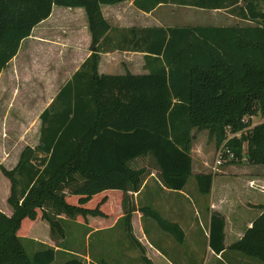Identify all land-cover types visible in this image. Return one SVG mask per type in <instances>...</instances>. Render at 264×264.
<instances>
[{
    "label": "trees",
    "instance_id": "trees-1",
    "mask_svg": "<svg viewBox=\"0 0 264 264\" xmlns=\"http://www.w3.org/2000/svg\"><path fill=\"white\" fill-rule=\"evenodd\" d=\"M121 1L0 0V72L53 5L84 8L91 32L90 56L40 115L39 144L26 146L13 169L0 163V202L5 200L0 203V264L54 261L52 246L44 245L32 255L26 252L22 238L34 221L47 224L48 236L42 239L60 246L66 220L101 229L109 227L117 213L146 264H169L165 257L147 255L150 246L137 215L150 218L178 243L184 231L153 207L138 206L134 194L152 173L163 186L183 189L192 172L193 128L208 129L218 147L227 126L235 132L247 125L245 116L264 118V0H178L207 9L227 8L248 23L149 29L158 45L147 48L162 55L161 66L146 76L98 74V43L111 28L101 5ZM132 49L141 48L135 41ZM85 82L87 95L81 93ZM91 100L97 109L94 126L77 129L75 122L84 118L80 105ZM105 138L108 144L100 146ZM227 144L238 159L246 155L252 162H264V121ZM146 155L152 157L148 167L136 160ZM212 179V173L195 175L199 193H210ZM110 192L117 194L115 213L104 209ZM224 227L223 215L212 212L209 248L216 254L226 248ZM231 248L264 261V214Z\"/></svg>",
    "mask_w": 264,
    "mask_h": 264
},
{
    "label": "crops",
    "instance_id": "crops-1",
    "mask_svg": "<svg viewBox=\"0 0 264 264\" xmlns=\"http://www.w3.org/2000/svg\"><path fill=\"white\" fill-rule=\"evenodd\" d=\"M101 11L111 26L98 43L97 72L105 75H125L128 72L131 75L146 76L155 67L163 64L162 55L147 48H155L158 45L157 35L148 31L149 29L248 23L247 20L238 17L236 13L227 8L207 9L180 3L178 0H139V4L134 0H124L115 4H103ZM196 11L205 17L203 19L196 17L194 15ZM230 19L235 22H219ZM135 41L141 49H132ZM90 54L91 32L86 11L82 7L53 5L50 15L37 23L30 35L21 40L16 54L0 72V101L5 94L4 91L7 96L10 95V101L22 88L29 89L32 86L34 90L40 91L35 117L37 134L33 142L25 144L18 150L11 166L6 165L10 158L6 157L5 162L0 159V163L6 169H13L17 165L20 153L26 146L34 149L39 144L41 113L52 104L61 88L80 70ZM22 66H25L26 72L21 75ZM4 81H8L7 85L11 92ZM19 81L20 85L16 88L15 82ZM2 87L5 89L2 90ZM81 88V93L87 95L90 90L88 82L81 84ZM105 89L107 90V87ZM130 93L131 91H126V95ZM62 104L59 105L62 106ZM12 105L11 102L8 104L7 111L13 109ZM80 108L84 118L75 122L74 127L83 129L94 126L92 119L97 109L93 100L89 104L88 101L83 102ZM194 129H192L191 145L192 172L190 177H193L192 182L189 177L183 189H169L163 186L152 173L146 177L140 190L134 194L136 204L138 206L149 205L153 208L158 204L163 206V211L160 209L161 212L169 216V221L177 222L184 231V240L181 245H187V256L193 257L195 251L203 247L208 257H214L223 263H264L255 256L231 248V245L240 240L253 226L255 220L264 214V162L255 163L243 155L236 161L222 165L216 174L212 173L210 193L201 194L197 188L195 175L211 172L204 171L196 164L202 158L196 154ZM108 141L109 138H105L100 146L107 145ZM42 155L43 153L40 152L39 156ZM136 160L141 166L152 164V157L147 155L137 157ZM192 194H196L197 198L194 199L196 208H194V213L189 215L190 218L187 217L188 211L181 207L183 203L180 199H191V196L194 198L195 195ZM10 212L8 210L7 213L10 214ZM158 212L163 216L160 211ZM212 212L220 213L225 219L224 244L226 248L220 254L214 253L209 248V225ZM68 221L72 222V220H66L65 223ZM120 221L121 217L115 223ZM74 223L81 224L78 221ZM137 224L142 237L150 246L147 251L148 256L150 253L156 259H159V256L165 257L169 264H182L178 259L177 242L172 236L161 231L154 221L141 217L140 213L137 215ZM42 225L45 227L43 222ZM27 238L33 242H40V246L30 243L33 248H42L45 245L52 246L56 251L60 249V246L48 243L42 237Z\"/></svg>",
    "mask_w": 264,
    "mask_h": 264
},
{
    "label": "rangeland",
    "instance_id": "rangeland-1",
    "mask_svg": "<svg viewBox=\"0 0 264 264\" xmlns=\"http://www.w3.org/2000/svg\"><path fill=\"white\" fill-rule=\"evenodd\" d=\"M194 15L202 19L205 17L204 15L198 13V11H196ZM215 21L217 22V20ZM219 22H235V20L230 19ZM24 72H26V69L25 66H22L21 75ZM7 83L8 81H4V84L11 92V89L9 88ZM19 85L20 81L15 82L16 88H18ZM4 89L5 88L2 87V90ZM4 92L5 94L2 96L0 101V159H3L5 162L6 157L10 158V161L6 163V165L11 166L14 162V155L16 156L18 150L25 144L33 142L36 137L37 125L35 123V117L37 102L39 98L38 93L40 91H37V89L34 90L32 86L29 89L22 88V90H20L17 95L15 94V96L12 98V101H10V95L7 96L6 91ZM10 102L13 103V109L7 111V106ZM254 118L258 122L264 121V118L260 116V114L254 115ZM194 130L197 146L196 154L202 158V160L197 162L196 164L200 166L204 171H209L212 173L211 166L215 157L216 148L215 136L211 135L210 131L206 128H195ZM192 178L193 177L189 178L190 182H192ZM0 192L3 194L4 190H1ZM109 194L110 200L107 202L104 209L107 211L110 210L112 213H115L118 210L117 194L112 192H110ZM192 195H195L194 198H192L191 196V199H180V202L183 203L181 207H184L185 211H188L187 217L189 215L191 216L195 211L194 208H196V204L194 201L197 197L196 194ZM3 202H5L4 199ZM3 202H0L1 205H3ZM185 203H187L188 205H186ZM154 208L161 212L163 206L161 204H158L157 206H154ZM163 217L168 220L170 219L166 213L163 214ZM118 218L119 213L116 214V217L111 222V225L109 226L111 228L106 227L102 229L90 227L88 225L89 223H74L76 221L66 222L65 239L60 245V249L56 251L54 261L50 264H65V262L73 259H79L83 261V264H146L141 259L139 251H137L130 244L125 231L124 221L121 220L119 223H115ZM148 219L151 220L150 218ZM27 235L26 237L22 238V241L25 246L26 252L29 255H32L41 247L33 248V245L30 243H33L35 246H40V242L35 241L39 243L38 245L27 237H32V235L41 237L48 236L47 224H45V227H43L41 221L32 222L28 227ZM177 246L178 259L179 262H182V264H227L226 262L223 263L218 261L214 257H208V255L205 254L203 247H199V249L195 251V255L193 257H190L187 256L186 244L181 245V243L177 242ZM254 260L260 262L255 258Z\"/></svg>",
    "mask_w": 264,
    "mask_h": 264
},
{
    "label": "built area",
    "instance_id": "built-area-1",
    "mask_svg": "<svg viewBox=\"0 0 264 264\" xmlns=\"http://www.w3.org/2000/svg\"><path fill=\"white\" fill-rule=\"evenodd\" d=\"M243 122L247 123V125L244 128L238 131H235V132L231 131L229 126L226 127V130H225L226 138L218 147H216V150H215V157L213 159V164L211 166L212 173L218 172L219 168L222 165L228 162L238 160V157L236 156L235 152L231 149V147L227 143L234 138L239 139L243 135V133L246 132V130H249L254 125L260 123L255 120L254 115L245 116L243 118Z\"/></svg>",
    "mask_w": 264,
    "mask_h": 264
}]
</instances>
